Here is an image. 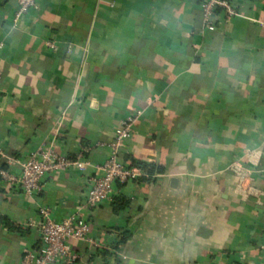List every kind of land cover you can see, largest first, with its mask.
<instances>
[{"label": "crops", "instance_id": "1", "mask_svg": "<svg viewBox=\"0 0 264 264\" xmlns=\"http://www.w3.org/2000/svg\"><path fill=\"white\" fill-rule=\"evenodd\" d=\"M231 1L212 30L202 0H36L20 16L0 0V169L20 174L42 149L90 148L91 163L34 195L0 178V264L39 244L41 208L61 220L84 202L136 108L122 158L166 170L118 183L120 213L112 200L86 213L109 249L72 240L76 264H264V0Z\"/></svg>", "mask_w": 264, "mask_h": 264}, {"label": "built area", "instance_id": "2", "mask_svg": "<svg viewBox=\"0 0 264 264\" xmlns=\"http://www.w3.org/2000/svg\"><path fill=\"white\" fill-rule=\"evenodd\" d=\"M35 1L18 0L17 16L26 12L30 6L35 4ZM201 10L207 21V28L212 30L216 28V24L211 17L218 14L220 10H223L224 18H230L236 14L231 0H202ZM48 44L54 45L52 42ZM1 79L2 70L0 68V82ZM141 114L142 110L136 108L116 128L114 139L106 144L107 159L103 164L94 165L93 171L88 174L85 200L79 207L66 218L56 220L50 208L45 206L41 208L38 220L28 222V225L38 230L40 242L37 246L25 250L21 264H76L80 255L72 248V240L86 241L97 248L109 249L92 236L90 220L86 213L113 200L118 183H125L145 175L143 169L128 165L122 158L126 142L132 134L133 125ZM101 146L104 145L101 144ZM89 152L90 148H85L75 159H69L51 149L38 150L25 160H21L20 174L0 169V178L17 191L31 195L38 194L43 189L44 179L50 172L63 170L70 166L86 171L91 164L88 158ZM242 178H247L246 172H243Z\"/></svg>", "mask_w": 264, "mask_h": 264}, {"label": "trees", "instance_id": "3", "mask_svg": "<svg viewBox=\"0 0 264 264\" xmlns=\"http://www.w3.org/2000/svg\"><path fill=\"white\" fill-rule=\"evenodd\" d=\"M125 161L128 165L139 167L146 171V175L140 176L137 178L139 182L150 181L157 174L165 172V167L159 163L155 162H145L142 160L135 159L131 156L125 158ZM6 167V166H5ZM122 184H119L121 186ZM131 203V198L123 193L117 194L113 197L112 206L115 213H120L125 210ZM126 231H123L122 239L120 242H125L127 239ZM106 254L108 252H105Z\"/></svg>", "mask_w": 264, "mask_h": 264}]
</instances>
